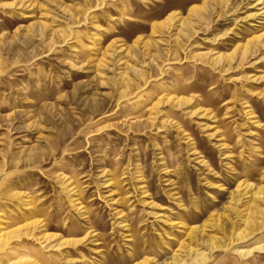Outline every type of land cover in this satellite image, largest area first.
Listing matches in <instances>:
<instances>
[{
    "label": "rangeland",
    "instance_id": "obj_1",
    "mask_svg": "<svg viewBox=\"0 0 264 264\" xmlns=\"http://www.w3.org/2000/svg\"><path fill=\"white\" fill-rule=\"evenodd\" d=\"M0 264H264V0H0Z\"/></svg>",
    "mask_w": 264,
    "mask_h": 264
}]
</instances>
